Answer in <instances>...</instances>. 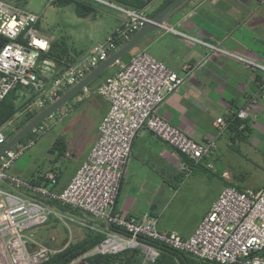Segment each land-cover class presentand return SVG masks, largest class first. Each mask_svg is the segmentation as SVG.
Masks as SVG:
<instances>
[{
  "label": "built area",
  "instance_id": "built-area-1",
  "mask_svg": "<svg viewBox=\"0 0 264 264\" xmlns=\"http://www.w3.org/2000/svg\"><path fill=\"white\" fill-rule=\"evenodd\" d=\"M93 1L119 12L120 24L82 60L47 80L36 71L40 53L49 48L48 39L36 27L38 15L0 0V35L8 39L0 48V100L17 86L29 87L36 95L25 111L41 109L59 95L58 91L72 86L113 52L117 41L128 40L150 17L145 7ZM118 64L119 69L92 90L109 107L98 125L95 143L60 192L33 185L8 172L13 161L49 127L47 119L31 131L32 138L18 143L0 158V264H40L70 243L53 248L31 234L50 216L58 217V205L79 212L85 228L104 234L92 249L65 264H88L86 258L92 254H116L136 248L143 253V263L152 262L159 249L149 241L188 252L209 264H264V186L258 190L223 186L187 237L159 230L155 216L138 219L115 211L125 165L140 129H147L185 157L189 162L184 161L182 168L187 174L196 164L214 169L211 158L217 149V138L232 117H216V135L196 141L157 113L165 97L181 86L186 71H174L144 50ZM236 117L246 119L250 113L243 108ZM3 138L4 132H0V141ZM57 176L55 168L44 173L50 185L56 183Z\"/></svg>",
  "mask_w": 264,
  "mask_h": 264
},
{
  "label": "crops",
  "instance_id": "crops-1",
  "mask_svg": "<svg viewBox=\"0 0 264 264\" xmlns=\"http://www.w3.org/2000/svg\"><path fill=\"white\" fill-rule=\"evenodd\" d=\"M27 2L29 8L23 9L33 11L30 0ZM161 2L148 1L146 11L150 14ZM49 5L58 7L53 3ZM102 5L101 13L84 17L90 22L85 41L68 46L69 56L77 54L73 63L82 60L88 50L120 24V13ZM33 12L39 17L38 29L43 17L41 12ZM41 34L49 44L58 41L54 32ZM140 50L148 52L174 71H186L181 86L165 97L157 113L196 141H206L216 135V117L243 108H247L250 117H253L252 106L255 103L264 105V0H183L176 10L166 16L160 29L144 36L135 50L128 53L131 56ZM119 62L127 61L119 60L112 64L58 110L61 115L52 123V128H57V136H63L66 152L53 163L54 152L51 151L43 158L44 163H47L45 158L50 163L45 166L43 163L41 170H34L28 179L37 175L44 178L45 168H57L56 183L46 186L60 192L67 185L95 143L98 125L109 107L108 102L92 90L119 69ZM37 69L47 80L65 70L47 58L38 60ZM58 111L52 118L57 117ZM19 115L20 112L12 120ZM226 136L228 134L224 131L217 138V149L211 158L214 166L221 157L223 142L227 148L232 144L229 137L227 143ZM183 162V156L174 147L147 129H140L125 165L115 211L138 219L155 216L159 230L189 236L221 188L232 181L227 170L222 169L220 173L217 168L204 170L202 164L194 165L197 168L186 174ZM33 164L31 162L29 167ZM8 172L20 177L15 172ZM195 186L202 189L201 193L195 191L192 196L199 204L188 211L176 199L181 192ZM185 218L187 222L183 221Z\"/></svg>",
  "mask_w": 264,
  "mask_h": 264
},
{
  "label": "rangeland",
  "instance_id": "rangeland-1",
  "mask_svg": "<svg viewBox=\"0 0 264 264\" xmlns=\"http://www.w3.org/2000/svg\"><path fill=\"white\" fill-rule=\"evenodd\" d=\"M5 1L17 8H29L27 4L25 6H20L17 0ZM49 2L52 3L50 0H30L31 9L41 12L43 17L41 19L42 23L40 24V28H38L39 31L43 34L54 32L57 39H64L68 46L85 41L90 22L86 18L78 17L73 12V7L71 5L57 7L49 5ZM98 32L97 30V35ZM135 48H133L131 52L134 51ZM255 104V106H252V112L255 115L250 117L252 120L250 121V125L253 129L251 136L246 140L240 141L236 139L228 148L225 147L227 144L223 142L221 157L215 162L216 167L214 166L215 170L217 168L219 173L222 169L227 170V174L232 183L243 187L244 190H258L264 186V105ZM31 107H34V105ZM60 115L61 112L57 114V117L52 118V120H46L49 127L30 147L25 149L24 152L13 161L8 171L15 172L23 179H28L34 170H38V168L41 170L42 164L44 163L43 158L51 153V140L55 139L58 135L57 128H52V125ZM17 119L18 117L6 123L1 127L0 132L3 133L5 130L15 129ZM228 137L229 136H226L227 139ZM228 142L229 139L227 140V143ZM45 161L48 163V158H45ZM31 162H34V164L32 167H29ZM47 163H44V166L47 165ZM47 169L48 168H45L44 171L46 172ZM201 190L200 187L195 186L194 188L183 191L179 194L176 201L180 204H184L186 209L191 211L199 204L197 198L192 196L195 191L201 193ZM55 209H57V213L59 212L57 215L58 217L50 216L45 224L32 231V236L53 248H60L68 241L73 242L83 238L87 229L80 221L83 215L66 207H64V210L58 207H55ZM89 221L92 222L91 219H89ZM183 221L187 222L188 219L185 218Z\"/></svg>",
  "mask_w": 264,
  "mask_h": 264
},
{
  "label": "trees",
  "instance_id": "trees-1",
  "mask_svg": "<svg viewBox=\"0 0 264 264\" xmlns=\"http://www.w3.org/2000/svg\"><path fill=\"white\" fill-rule=\"evenodd\" d=\"M128 7L133 8H144L147 2L150 0H110ZM170 0H162L160 5L154 9L149 16L158 11ZM20 6H25L27 0H17ZM52 3L58 6L71 5L73 7L74 13L81 18L84 17H94L98 13H101L102 4L93 0H52ZM22 8V7H21ZM38 27V23L36 24ZM124 40H119L116 42L117 46L121 45ZM8 42V39L0 35V48L3 47ZM69 47L64 39L52 42L49 44V48L41 52L39 59L47 58L53 60L56 65H58L61 70L68 67L76 59L77 54L69 56ZM130 58V53H126L120 58V60L128 61ZM39 73L38 69L36 70ZM40 74V73H39ZM59 74V73H58ZM57 74V75H58ZM61 92L58 91V94ZM36 93L29 87L17 86L13 90L9 91L8 94L0 100V129L7 122L11 121L14 116L20 112L18 119L15 123V129L5 130L4 138L0 141L2 145L7 137L12 136V134L22 127L27 120H29L39 108H35L32 111H25L26 106L31 103L35 97ZM230 115V114H229ZM232 117L228 120L227 132L231 142L236 139L246 140L251 136L253 129L250 125L251 119H240L236 117V112L231 113ZM33 137V132L28 133L24 138H22L19 143H22ZM234 147V146H231ZM50 150L54 152L53 163L60 159L66 152V143L63 136H57L52 143ZM184 161H188L183 157ZM189 162V161H188ZM199 167V166H198ZM197 166H192V170L196 169ZM206 168H204L205 170ZM33 185H43L48 184L47 180L41 175L33 176L28 180ZM226 185L234 186L239 190H244L243 187L236 185L232 182H226ZM257 190V189H254ZM59 209L64 210V207L58 205ZM104 237L103 233L96 232L94 230L86 229L83 238L70 242L65 248L53 253L46 261L40 264H65L71 260L81 256L85 252L92 249L98 242ZM148 241V240H147ZM158 247L159 254L154 261L148 262L146 264H209L206 261L199 260L195 258L188 252L176 250L170 248L163 244H158L156 242L149 241ZM88 264H144L143 263V253L140 249H127L125 251L116 254H92L86 258Z\"/></svg>",
  "mask_w": 264,
  "mask_h": 264
},
{
  "label": "water",
  "instance_id": "water-1",
  "mask_svg": "<svg viewBox=\"0 0 264 264\" xmlns=\"http://www.w3.org/2000/svg\"><path fill=\"white\" fill-rule=\"evenodd\" d=\"M182 1L183 0H170L158 11L152 14L149 17V20L145 22L141 27H139L128 40L118 46L113 52L108 54L104 60L95 65L81 79H79L70 87L62 88L61 93L55 99L39 109L29 120L25 122L22 127L17 129L12 134V136L5 139L4 143L0 145V158L8 150L15 147L22 138L33 131L39 124L51 117L71 98L76 96L81 90L87 87L99 74H101L112 64L118 62L123 55L135 48L144 36L160 29L166 16L176 10ZM90 50H88L82 57L86 56V54L89 53Z\"/></svg>",
  "mask_w": 264,
  "mask_h": 264
}]
</instances>
